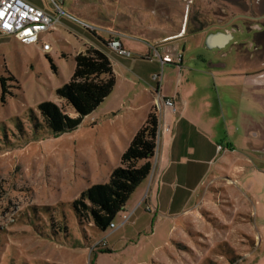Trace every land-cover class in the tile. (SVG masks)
<instances>
[{"label":"rangeland","instance_id":"374dc122","mask_svg":"<svg viewBox=\"0 0 264 264\" xmlns=\"http://www.w3.org/2000/svg\"><path fill=\"white\" fill-rule=\"evenodd\" d=\"M100 1L104 8L99 1L75 7L73 0H65L61 7L94 32L63 16L36 45L0 36V78L16 80L7 82L13 97L0 101V264H264V165L257 164V158L253 166L263 170L261 174L252 169L235 174L228 168L218 184L204 190L210 204L195 209L194 215L141 210L122 225L121 216L131 212L134 195L125 212L114 218V230L79 226L71 203L88 186L106 183L118 165L131 125L127 116L135 121L140 113L134 115L133 106L128 110L127 102L136 106L141 101L144 46L150 44L146 19L135 13L129 18L128 35H121L130 56L105 48L115 5ZM30 3L54 13L46 0ZM87 43H100L108 55L116 80L111 94L69 133L54 138L47 130L34 132L29 114L37 115L39 102H54L69 117L75 116L55 90L71 79L73 58ZM43 45L50 51L44 52ZM193 74L182 80L192 81ZM172 79L181 81L180 73ZM223 176L239 180L245 189L251 185L260 205L245 199L241 187L226 185Z\"/></svg>","mask_w":264,"mask_h":264},{"label":"crops","instance_id":"0c3cea01","mask_svg":"<svg viewBox=\"0 0 264 264\" xmlns=\"http://www.w3.org/2000/svg\"><path fill=\"white\" fill-rule=\"evenodd\" d=\"M73 1L75 7L96 1L105 7L100 0ZM110 1L115 20L105 31L108 35L113 31L127 36L129 18L140 13L150 39L148 46L144 44L141 101L136 106L127 102L128 110L133 106L134 115L140 113L135 121L126 115L131 125L118 164L158 97L173 100L176 109L161 108V125L169 130L160 133L151 174L129 199L137 195L129 218L135 211L152 210L194 215L198 207L210 204L204 190L218 184L228 168L235 174L263 171L253 164L257 158V164L264 165V41L254 40L256 32L264 31V0ZM99 44H84L76 55L86 47L101 49ZM164 58L171 62L162 63ZM177 72L181 81L172 79ZM191 72L192 81L182 80ZM151 73L161 74L159 85L150 79ZM222 178L260 205L251 185L245 189L237 179ZM261 187L264 192V182ZM261 228L264 231V224Z\"/></svg>","mask_w":264,"mask_h":264},{"label":"trees","instance_id":"16d2710c","mask_svg":"<svg viewBox=\"0 0 264 264\" xmlns=\"http://www.w3.org/2000/svg\"><path fill=\"white\" fill-rule=\"evenodd\" d=\"M103 45L107 48L106 43ZM47 60L51 70L56 72L57 68L52 60L49 57ZM73 60L71 79L55 90V96L72 108L75 116L69 117L54 102H39L37 115L32 112L29 114L34 132L47 130L56 138L75 130L84 117L100 106L116 85L112 64L103 48L90 47L74 56ZM7 82L16 83V80L12 76L0 78L1 103L5 102L7 95L13 97ZM156 116L154 107L122 153L119 164L109 173L107 182L88 186L72 201L71 206L80 227L91 224L99 232L110 230L114 218L124 212L134 190L149 177L157 145ZM17 124L18 131L23 133L20 121L17 120ZM52 227H55V223H52ZM63 230L66 233V227L63 226Z\"/></svg>","mask_w":264,"mask_h":264},{"label":"built area","instance_id":"2783aa9c","mask_svg":"<svg viewBox=\"0 0 264 264\" xmlns=\"http://www.w3.org/2000/svg\"><path fill=\"white\" fill-rule=\"evenodd\" d=\"M52 9L53 14L43 12L42 9L30 5L24 0H0V33L3 35L13 36L16 41L28 46L36 45L40 41V36L53 30L56 25H60V19L63 16L68 17L73 22L79 23L89 30L94 32V28L86 26V24L80 23L72 16L67 15L62 10L63 0H46ZM121 35L109 33V40L106 42L107 49L112 50L117 56L129 57L128 51L124 50L121 45ZM42 50L49 52L50 47L43 45ZM156 57V54L153 55ZM178 60V59H177ZM162 63L171 62V58H164ZM153 82L157 85L161 82V74H153L151 77ZM162 106L169 107L172 112H175L173 100L157 98L155 102V110L157 112L158 119V131L156 132L157 144L160 137V133L168 131L167 126L161 125L162 119ZM221 150V146L217 147V151ZM129 215L121 216V224H127ZM115 229V225H110V230Z\"/></svg>","mask_w":264,"mask_h":264},{"label":"flooded vegetation","instance_id":"af4514ba","mask_svg":"<svg viewBox=\"0 0 264 264\" xmlns=\"http://www.w3.org/2000/svg\"><path fill=\"white\" fill-rule=\"evenodd\" d=\"M190 5V4H189ZM231 24V23H230ZM233 27H234V25H233ZM199 29H201L202 30V27H201V25H200V27H199ZM199 29H198V31H199ZM249 29V28H248ZM195 33H196V31H195ZM255 41L256 40H263L264 41V31L263 32H256L255 33V39H254Z\"/></svg>","mask_w":264,"mask_h":264},{"label":"water","instance_id":"95a60500","mask_svg":"<svg viewBox=\"0 0 264 264\" xmlns=\"http://www.w3.org/2000/svg\"><path fill=\"white\" fill-rule=\"evenodd\" d=\"M206 45H207L206 47H208V46H209L207 43H206Z\"/></svg>","mask_w":264,"mask_h":264}]
</instances>
